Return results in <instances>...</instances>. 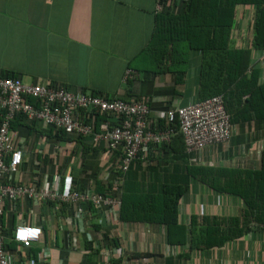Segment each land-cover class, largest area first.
Wrapping results in <instances>:
<instances>
[{
  "label": "crops",
  "instance_id": "0c3cea01",
  "mask_svg": "<svg viewBox=\"0 0 264 264\" xmlns=\"http://www.w3.org/2000/svg\"><path fill=\"white\" fill-rule=\"evenodd\" d=\"M173 6L169 8L172 11ZM259 9L246 4L235 8L230 40L232 47H249L256 61L259 48L252 44V32ZM161 10L155 9V0H0V70L15 73L25 83L51 82L109 98L147 99L152 115L194 102L201 60L198 51H189L181 80L161 72L142 82V75L135 70V75L123 79L129 61L150 39L155 13ZM11 129L23 155L9 180L12 184L38 192L59 173L62 182L70 179L78 189L99 192L100 186L106 188L117 176L118 153L105 149L102 142L91 145L88 138L69 133L57 138L51 126L25 118L14 121ZM263 149L264 121H237L227 143L209 145L196 154L160 150L150 164L131 162L123 186L141 193L158 190L162 183L184 176L186 167L192 165L257 167ZM234 201L190 178L179 201V221L187 225L190 215L198 216L200 211L205 215L232 214ZM82 208L86 217L80 223L73 208L49 200L28 194L14 201L6 199L4 240L6 251L13 253V264L31 260L35 264H263V249L256 253L239 247L243 239L193 250L186 259L181 253L187 247L169 245L163 224L119 217L112 221L96 216L87 202ZM22 217L42 227L39 241L30 249L11 240L12 229ZM233 242L238 247H230Z\"/></svg>",
  "mask_w": 264,
  "mask_h": 264
},
{
  "label": "trees",
  "instance_id": "16d2710c",
  "mask_svg": "<svg viewBox=\"0 0 264 264\" xmlns=\"http://www.w3.org/2000/svg\"><path fill=\"white\" fill-rule=\"evenodd\" d=\"M241 4L260 6L252 32V44L260 50L264 47V0H178L172 8L174 11L163 7L155 13L150 39L129 61L127 68L141 74L142 82L147 81L148 75L161 72H168L181 80L189 63V51H198L201 60L196 101L220 95L231 127L242 120L264 121V81L260 79V67L253 60L249 47L230 46L235 8ZM0 76L17 75L0 70ZM23 118L27 119L17 114L10 126ZM157 125H164V120H157ZM51 127L57 138L63 139L67 134ZM174 128L176 132L171 140L158 150L191 154L186 149L182 133L177 130L176 121ZM185 171L184 176L164 182L158 190L147 193L125 190L123 175L117 193L121 202L119 219L163 224L169 245L187 247L181 253L186 259L193 250L221 247L255 233L261 235L264 256V149L257 167L192 165ZM190 178L235 200L232 214L190 215L188 224H182L179 221V201ZM98 191L104 193L106 188L100 186ZM6 246L13 248L9 244Z\"/></svg>",
  "mask_w": 264,
  "mask_h": 264
},
{
  "label": "built area",
  "instance_id": "2783aa9c",
  "mask_svg": "<svg viewBox=\"0 0 264 264\" xmlns=\"http://www.w3.org/2000/svg\"><path fill=\"white\" fill-rule=\"evenodd\" d=\"M177 1L155 0V9L171 8ZM258 57L257 63L264 74V47L259 50ZM135 74L134 70L127 68L123 79L126 81ZM152 101L163 100L153 98ZM0 113V264L14 262L13 253L5 249L2 215L6 199L14 201L28 194L38 200H49L56 206L73 208L74 218L80 223L86 217L82 203L87 202L96 216H105L113 221L120 213L121 203L117 193L124 173L133 161L152 162L159 147L168 143L175 134V121L191 154L212 144L227 143L232 134L229 114L220 95L176 105L152 115L147 99L129 101L109 98L88 89L74 91L51 82L25 83L18 77L0 76ZM17 114L24 115L29 121L51 125L57 131L86 137L91 145L102 142L105 149L117 152L118 163L114 169L117 176L107 184L106 192L78 189L70 179L62 182L59 173L38 192L10 183L12 174L23 160L22 150L10 126ZM159 119L164 120V125H157ZM199 215H203L202 211ZM41 235V225L22 217L12 229L11 240L30 249ZM73 240L75 246L76 238L73 237ZM28 264L35 263L31 260Z\"/></svg>",
  "mask_w": 264,
  "mask_h": 264
},
{
  "label": "rangeland",
  "instance_id": "374dc122",
  "mask_svg": "<svg viewBox=\"0 0 264 264\" xmlns=\"http://www.w3.org/2000/svg\"><path fill=\"white\" fill-rule=\"evenodd\" d=\"M232 245H229L230 247H238V245L236 243H231ZM247 245V246H246ZM249 245V247H248ZM239 247H247L248 249H254L257 252L262 251V238L261 235L258 233L255 234H250V235H246L244 236L243 240H242V245H240Z\"/></svg>",
  "mask_w": 264,
  "mask_h": 264
}]
</instances>
